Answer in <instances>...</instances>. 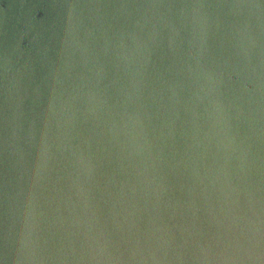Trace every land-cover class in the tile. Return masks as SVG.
<instances>
[{
	"label": "water",
	"instance_id": "1",
	"mask_svg": "<svg viewBox=\"0 0 264 264\" xmlns=\"http://www.w3.org/2000/svg\"><path fill=\"white\" fill-rule=\"evenodd\" d=\"M0 264H264V0H0Z\"/></svg>",
	"mask_w": 264,
	"mask_h": 264
}]
</instances>
